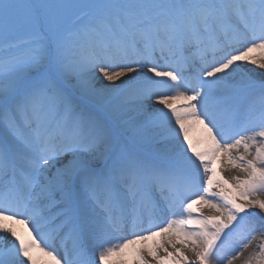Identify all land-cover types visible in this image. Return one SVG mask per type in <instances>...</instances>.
<instances>
[{
	"label": "snow or ice",
	"instance_id": "1",
	"mask_svg": "<svg viewBox=\"0 0 264 264\" xmlns=\"http://www.w3.org/2000/svg\"><path fill=\"white\" fill-rule=\"evenodd\" d=\"M234 241L264 264V0H0V264Z\"/></svg>",
	"mask_w": 264,
	"mask_h": 264
},
{
	"label": "bare ground",
	"instance_id": "2",
	"mask_svg": "<svg viewBox=\"0 0 264 264\" xmlns=\"http://www.w3.org/2000/svg\"><path fill=\"white\" fill-rule=\"evenodd\" d=\"M245 67H246V68H254L255 66H252V65H245ZM255 71H256L257 74H259V73L261 72V70L258 69V68H255ZM178 106H179V105H178ZM157 107H162V106L157 105ZM190 134H191L192 139H193L194 141H196V140H197L198 138H200L201 135L203 134V133H202V128H200V127H194V128L191 130V133H190ZM217 168H218V170H219V168H220V165H219V164L217 165ZM222 175H223L225 178H228V177H230V176L232 175V173H231L230 171L225 170V171L222 172ZM196 207H197V209L201 210L202 213H203L204 215H210V214H212V210H211V209H208V208L203 207V206H201V205H197ZM194 214H196V213H194ZM59 244H60V242H59V241H56L54 246H55V248H56V251H57L58 255H59L60 257H63L64 252H63L62 250H60V249L57 247ZM236 246H237V244H236V242L234 241V242H232L231 246L226 247V248L224 249L223 254H222V264H226V257H227L228 255L231 254L233 248L236 247ZM245 255H247V253H245ZM236 264H241V262L238 260V261H236Z\"/></svg>",
	"mask_w": 264,
	"mask_h": 264
},
{
	"label": "rangeland",
	"instance_id": "3",
	"mask_svg": "<svg viewBox=\"0 0 264 264\" xmlns=\"http://www.w3.org/2000/svg\"><path fill=\"white\" fill-rule=\"evenodd\" d=\"M252 211H256V210L254 209V210H252Z\"/></svg>",
	"mask_w": 264,
	"mask_h": 264
}]
</instances>
